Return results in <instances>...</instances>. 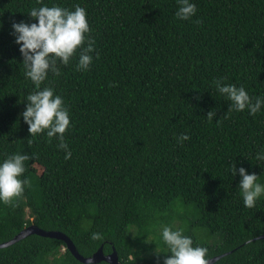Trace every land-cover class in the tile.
Returning a JSON list of instances; mask_svg holds the SVG:
<instances>
[{
	"label": "trees",
	"instance_id": "trees-1",
	"mask_svg": "<svg viewBox=\"0 0 264 264\" xmlns=\"http://www.w3.org/2000/svg\"><path fill=\"white\" fill-rule=\"evenodd\" d=\"M191 2L196 14L181 20L177 0H0V161L28 157L22 196L0 203V243L35 225L82 256L102 245L120 264H163L171 253L156 249L166 251L169 226L219 256L211 264H264V196L246 208L230 171L235 163L264 183V110H232L214 85L223 77L253 102L264 97V0ZM53 4L85 8L95 41L88 70H76L78 48L41 84L69 111L70 159L46 131L30 136L20 115L35 86L11 35L13 20L35 22L27 12ZM0 264L92 263L31 233L0 247Z\"/></svg>",
	"mask_w": 264,
	"mask_h": 264
},
{
	"label": "clouds",
	"instance_id": "clouds-1",
	"mask_svg": "<svg viewBox=\"0 0 264 264\" xmlns=\"http://www.w3.org/2000/svg\"><path fill=\"white\" fill-rule=\"evenodd\" d=\"M40 0H38V3ZM178 8L176 17L181 20L192 18L197 11L195 3L191 0H177ZM35 22L15 21L11 23V35L14 42L19 45L23 57L24 75L31 80L35 90L25 97L26 106L20 114L28 125L30 136L44 133L49 138L56 137L60 143L58 148L65 151V159L71 158V151L65 142L64 133L69 129L70 115L62 96L55 94L51 87L41 88L49 72L59 75L57 62L68 65L72 57L80 49L77 71L88 70L93 61L91 53L94 49V39L87 34L90 32L86 9L76 5L74 10L64 8L58 4L33 7L27 12ZM87 41V47H84ZM99 58V53H96ZM223 77L214 81L219 93L231 102V109L237 112L248 110L249 115H255L264 110V97L253 98L243 87L235 84L223 83ZM211 120L215 113H207ZM187 134L178 137V142L188 140ZM28 157L24 154H12L0 161V203L9 204L14 198L22 196L24 186L28 182L21 179L25 172V161ZM258 161H264V150L256 154ZM231 175L239 174L238 188L242 193L243 203L246 208H255L257 201L264 196V183L258 182L260 175L233 163ZM92 239H100L101 234L94 232ZM160 239L171 253L163 258V264H209L208 248L194 246L191 236L183 234L182 229L173 230L169 226L160 229Z\"/></svg>",
	"mask_w": 264,
	"mask_h": 264
},
{
	"label": "water",
	"instance_id": "water-1",
	"mask_svg": "<svg viewBox=\"0 0 264 264\" xmlns=\"http://www.w3.org/2000/svg\"><path fill=\"white\" fill-rule=\"evenodd\" d=\"M31 233H36L42 236H46V237H52V238H58L63 240L68 249L72 252V254L81 262L83 263H98L100 261H106L110 264H120V262L118 261V256L117 253L113 247V250L111 253L105 254L103 252V248L102 245L91 255L89 256H82L81 254H79V252L77 251V249L75 248L74 244L72 243V241L62 232H59L57 230H43L35 225H30L28 227H26L25 229H23L21 232H19L14 238H12L9 241H6L4 243H0V247L3 246H7ZM264 237V236H261ZM219 256H214L210 259H208L209 264L213 263L216 259H218Z\"/></svg>",
	"mask_w": 264,
	"mask_h": 264
},
{
	"label": "rangeland",
	"instance_id": "rangeland-1",
	"mask_svg": "<svg viewBox=\"0 0 264 264\" xmlns=\"http://www.w3.org/2000/svg\"><path fill=\"white\" fill-rule=\"evenodd\" d=\"M239 192H241L240 189H239Z\"/></svg>",
	"mask_w": 264,
	"mask_h": 264
}]
</instances>
